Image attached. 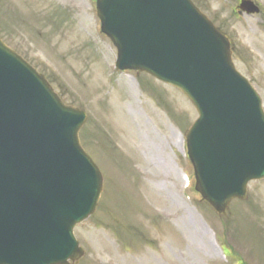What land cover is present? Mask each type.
<instances>
[{"label":"rangeland","instance_id":"rangeland-1","mask_svg":"<svg viewBox=\"0 0 264 264\" xmlns=\"http://www.w3.org/2000/svg\"><path fill=\"white\" fill-rule=\"evenodd\" d=\"M254 1L262 11L248 15L239 0H194L228 35L264 105V0ZM0 33L87 112L79 134L104 183L96 211L75 227L85 250L76 264H264V180L250 182L224 216L201 200L185 154L195 107L146 72L114 68L117 50L101 33L95 0H0ZM133 100L146 124L140 136Z\"/></svg>","mask_w":264,"mask_h":264},{"label":"water","instance_id":"water-1","mask_svg":"<svg viewBox=\"0 0 264 264\" xmlns=\"http://www.w3.org/2000/svg\"><path fill=\"white\" fill-rule=\"evenodd\" d=\"M116 66L185 92L199 112L187 134L196 190L220 214L264 178V111L226 36L191 0H96ZM239 8L256 13L251 0ZM86 113L0 39V264H74L73 229L96 209L103 175L81 146ZM69 260L72 262L70 263Z\"/></svg>","mask_w":264,"mask_h":264},{"label":"bare ground","instance_id":"bare-ground-1","mask_svg":"<svg viewBox=\"0 0 264 264\" xmlns=\"http://www.w3.org/2000/svg\"><path fill=\"white\" fill-rule=\"evenodd\" d=\"M129 86H130L129 88H130L131 94H133V96H134V93H135L136 89L134 88L133 84H129ZM127 106L129 108V110H128L129 112L128 113L130 115V118H131V120L133 121V123L136 126L137 136H140L142 134L141 130H144V128L146 127V124H145V122L143 121V119L141 117V113L137 109V103L135 102V100H133L130 103L128 102ZM164 126L166 127V129L170 130V133H169V136L167 138V141L169 143L174 144V145H178L180 141L177 138L176 133L173 130H171L170 127L167 124H165Z\"/></svg>","mask_w":264,"mask_h":264}]
</instances>
